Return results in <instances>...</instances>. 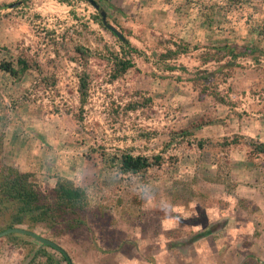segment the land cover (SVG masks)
<instances>
[{"label": "rangeland", "instance_id": "rangeland-1", "mask_svg": "<svg viewBox=\"0 0 264 264\" xmlns=\"http://www.w3.org/2000/svg\"><path fill=\"white\" fill-rule=\"evenodd\" d=\"M227 2L100 0L97 9L89 0H0V62L24 49L40 65L21 80L0 69L3 161L34 171L44 192L60 179L86 187L90 205L82 224L60 235L32 228L64 247L74 264H264V157L251 162L245 145L224 150L197 143L235 134L264 142V35L253 22L264 16V2L244 0L228 18ZM239 10L251 16L234 28L227 19H240ZM101 11L140 50L136 66L114 81L100 57L106 44L119 49V43L94 19ZM181 39L189 50L162 58ZM219 39L236 45L239 56L204 63L202 55L221 49ZM77 44L93 55L82 109L84 66L72 58ZM142 96L152 104L127 109ZM204 115L219 120L194 136L174 137ZM126 150L161 154L166 162L145 178L122 175L102 154ZM9 217L0 213L1 228ZM25 238L30 242L16 246L0 237V264H27L43 246Z\"/></svg>", "mask_w": 264, "mask_h": 264}, {"label": "trees", "instance_id": "trees-1", "mask_svg": "<svg viewBox=\"0 0 264 264\" xmlns=\"http://www.w3.org/2000/svg\"><path fill=\"white\" fill-rule=\"evenodd\" d=\"M65 1L68 2L71 0ZM258 1L264 2V0ZM96 2L100 4V0H96ZM243 4L244 0H228L226 7L224 8L227 12L226 17L228 18V16L235 13V10H233V8L230 10V7L242 6ZM193 7H195V5H193ZM245 14V12L243 13L242 10H239L240 19L235 21H232L233 19H227L230 22L229 25L236 28L242 22L248 24L251 15L247 16ZM93 17L105 30L115 35L116 40L119 43V49L110 47L106 44L105 48L107 50V55H102V57H100L106 60L108 66L111 67L110 81H114L136 66L134 53H140V50L137 46L131 44L128 37L125 36V39H122L109 29L103 20L102 13L95 14ZM244 17L245 19H243ZM253 22L256 25L257 31H259V33L263 36L264 16H257ZM107 23H110V21L107 20ZM232 32L236 33L234 30H232ZM222 41L223 39H219V42ZM189 46L190 43H186L181 39V42L176 43L175 49L169 47L166 51L161 53V56L165 60L174 58L180 53L187 52L189 50ZM194 47L197 48L196 45ZM220 48L222 50L218 48L215 52H206L202 55V61L207 63L214 58L221 59L226 55H232L234 58L239 56V51L236 50L237 46L229 44L227 41H223ZM4 49L9 50L6 46ZM249 50L251 49L247 47L245 52H249ZM74 51L77 56L72 57L74 58L73 60L81 62L84 66V69L79 73L78 85L82 109L83 106L87 104L90 95V72L87 70L86 66L93 55L92 51L82 44H77L74 47ZM39 66V62L30 53V51L24 49L17 51L15 59L0 62V69L17 80H21L23 75H25L28 71L38 69ZM42 80L43 83L48 84L47 82H50L51 78L44 77ZM136 94L141 95V92L137 91ZM151 104L152 97L142 96L141 99L130 101L127 104V109L137 110ZM79 118L82 119V114H79ZM218 120L219 119H215L210 115L201 116V118L194 120L190 126L183 127L181 130L176 131L174 133V137L181 136L185 139L187 137L194 136L197 130L204 126L217 123ZM3 124L4 123H2V128L4 126ZM2 128L0 129V213H8L10 214V217L8 224L3 228L0 227V230L22 224H27L29 229L35 228L38 225H44L45 227H50L55 234L60 235L61 232L63 234L82 224L83 221L81 218L85 215L86 211H88L90 205L86 187L76 185L69 179H60L58 180L57 185L50 192H44L35 178L34 171H21L14 166L6 165L4 163L3 144L5 133ZM175 140L176 139L173 138L171 142H168L165 150H167L169 144L171 145ZM197 143L200 148L214 144L224 150H230L232 147L239 148L245 145L248 147V160L251 162H255L256 158L260 159L261 157H264L263 141H257L255 139L245 140L244 136L240 134H235L233 137L224 136L223 139L218 142L209 138L199 139ZM102 155L104 162L111 168H116L120 174L141 178H145L150 169L159 168L166 162V157L161 154L153 156L146 154L135 155L129 150L122 151L120 154L103 152ZM176 158L177 157H171V160ZM62 222L66 225L64 226L65 229L60 228V224ZM211 231L212 229L208 228L200 232V234H207ZM7 236L16 246H21L30 242L25 238H30V235L28 234L10 233L7 234ZM50 248L56 250L49 245L43 244V246H40V248L33 253L31 260L27 264H60L56 255L50 250ZM56 251L62 255L64 260L67 261L65 255L58 250Z\"/></svg>", "mask_w": 264, "mask_h": 264}, {"label": "water", "instance_id": "water-1", "mask_svg": "<svg viewBox=\"0 0 264 264\" xmlns=\"http://www.w3.org/2000/svg\"><path fill=\"white\" fill-rule=\"evenodd\" d=\"M89 1L97 9H100V4H98V2H96V0H89ZM101 13H102L103 20H104L105 24L107 25V27L109 29H111L114 33H116L119 37H121L122 39H125V36L123 35V33L118 28H116L111 23H107L106 12L101 11ZM10 233L28 234V235L34 237L35 239H37L38 241H40L42 244L49 245L50 247H53L54 249L60 251L63 255H65L69 264H74V262L72 261V258L70 257L69 253L67 252V250L64 247H62L56 241L37 233L35 230L29 229L26 227H22V226H11V227H8V228L0 231V237L5 236V235L10 234Z\"/></svg>", "mask_w": 264, "mask_h": 264}]
</instances>
